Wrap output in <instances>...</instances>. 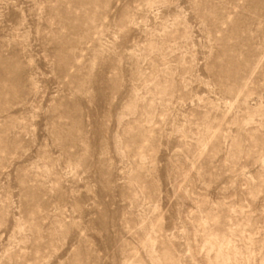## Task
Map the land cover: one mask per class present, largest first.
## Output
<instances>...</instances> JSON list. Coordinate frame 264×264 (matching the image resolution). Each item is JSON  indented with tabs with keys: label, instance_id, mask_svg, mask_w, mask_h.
I'll list each match as a JSON object with an SVG mask.
<instances>
[{
	"label": "rangeland",
	"instance_id": "1",
	"mask_svg": "<svg viewBox=\"0 0 264 264\" xmlns=\"http://www.w3.org/2000/svg\"><path fill=\"white\" fill-rule=\"evenodd\" d=\"M0 264H264V0H0Z\"/></svg>",
	"mask_w": 264,
	"mask_h": 264
}]
</instances>
